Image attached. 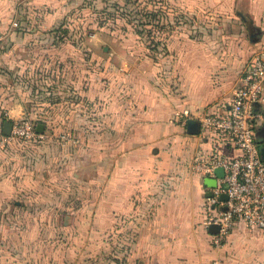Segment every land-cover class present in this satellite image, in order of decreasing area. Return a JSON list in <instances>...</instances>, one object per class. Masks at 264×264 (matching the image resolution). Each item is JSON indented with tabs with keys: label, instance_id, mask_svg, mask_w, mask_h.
<instances>
[{
	"label": "crops",
	"instance_id": "0c3cea01",
	"mask_svg": "<svg viewBox=\"0 0 264 264\" xmlns=\"http://www.w3.org/2000/svg\"><path fill=\"white\" fill-rule=\"evenodd\" d=\"M78 1L80 6L100 2L0 0L1 126L4 115L17 118L30 104H40L25 103L18 96L9 99L10 82L15 81L19 90V81L24 84L33 78L30 69L39 59V65L56 70L55 64L67 66L72 52L89 48L68 41L47 44L37 35L30 42L16 39L4 45L8 37L17 36L15 17L41 13V24L22 31H50L51 24ZM165 4H171L183 22L173 25L164 38L157 66L151 63L140 74L132 72L130 63L119 60L133 52L119 50L115 44L120 47V42L113 41L100 51L90 48L94 70L79 65L77 73L64 80L53 73L51 87L44 91L48 105L55 102L52 97L60 96L71 106L72 101L94 104L101 113V128L111 129L110 150L102 148L96 155L95 185L75 187L91 194L89 201L73 205L65 198L72 187L71 173L89 183L82 161L78 171H71L72 157H65L64 165L52 173L50 141L38 146L47 155L24 165L18 154L12 157L1 145L8 138L0 139V264H86L104 248L110 230L118 247L123 246L115 264H210L241 236L243 223L234 228L224 247L212 245L211 233L203 225L205 201L223 170L218 167L214 175H202L191 164L198 157L238 154L228 138L201 132L199 118L225 111L249 59L264 44V0H165ZM10 44L14 57L5 50ZM36 47L50 50L44 58L27 54ZM59 79L66 82L64 87L58 86ZM29 89L34 96L36 88L30 83L17 92ZM255 108L263 111L255 129L261 155L264 102ZM53 175L63 183L62 195L51 185ZM26 194L35 199H17Z\"/></svg>",
	"mask_w": 264,
	"mask_h": 264
},
{
	"label": "rangeland",
	"instance_id": "374dc122",
	"mask_svg": "<svg viewBox=\"0 0 264 264\" xmlns=\"http://www.w3.org/2000/svg\"><path fill=\"white\" fill-rule=\"evenodd\" d=\"M80 5H82V3L78 1L63 17L51 24L50 31H35L33 33H27L25 30L22 31V29H26V27H29L31 24H41L43 19L41 13L36 12L15 17L14 21L17 22V26H15V28H17V36L13 35L4 40V45H8L11 41L16 39L18 41L30 42L34 37L33 35H37L35 38H39L47 44L50 42L49 40L54 43L68 41L71 42L72 45L84 44L89 47L87 49H78V53L72 52V58L68 60L67 66L65 67L64 64L60 66L55 64L56 70H51V65H39L38 63L41 61L39 59L34 68H32V70L30 69V72L33 73V78H30L29 81H24V84L19 81L18 84L19 90L21 86L23 87V85H28L29 83L30 87L35 85L36 91L39 93L37 94L36 91L33 92L35 93L34 96L30 95V89L26 90L24 94L17 92L19 90H15V81L10 82V86H12L13 89L9 90V99H16L18 96L19 99L23 97L25 103L40 102L39 105L30 104L28 106L30 108H27V111L21 114V116L28 118L36 125V128L38 124H41L43 126L42 131L46 136L41 142L31 143L15 138L8 139L9 142L6 144H1L9 149V153L12 152V157H16L18 154V157L21 158L25 163L24 165H26L27 162L35 160L34 157L47 155V152L43 154V152L39 151L38 146L46 140L50 141L51 145H48L51 152L49 157H51L52 173L54 169L64 165L65 157H72L71 161L73 160V162L71 164V171L74 169L77 170L79 166H81L80 161H82V165L85 167L87 175H89V183L87 180L84 182L77 180L76 178L79 177L75 178L72 173L68 176L72 181V187L71 190H69L70 194L66 195L65 198L71 200L73 205L81 204L91 199V194L88 192L83 194L79 192V189H75V187H84L88 184H92V186L95 185L94 170L96 166V155L102 148L104 150H110V139L112 134L110 128H101L102 126L99 121L101 113L94 104L85 105L84 101H72L74 104L71 106L69 102H64V96L58 98L52 97V99L55 100V102L53 101L55 104L51 101H48L51 102L49 105L46 104L45 98H47V95L44 91L48 90L46 87H51V76L54 73L56 77L64 80L66 77L74 76L79 70L77 68L79 65L88 70H94L95 61L90 58L91 49L93 48L100 51L103 45L112 46L114 43L113 41L120 42V47L115 44L119 50L126 52L130 50L133 54L137 52V56H132V54L129 55V58L127 55L122 54L119 60L124 64L130 63L129 66L132 72L134 71L140 74L139 72H144L151 63H153V66H157L156 64L159 62L161 54L163 53V49L161 48L162 43H159L155 48H150L153 44L147 39L146 33L139 35L134 31L132 25L137 23L138 18H130L132 20H129L130 22L128 23V16L120 17V13H129V11L132 10V14L135 15V10H140L141 8L157 12L160 10L165 14H169V18L166 20L169 22L176 16L175 12L172 11L171 4L166 5L165 0H130L128 3H125L123 0H100V2L98 1L96 4ZM137 17L140 16L137 15ZM175 18L178 22H183L181 17ZM147 19L149 18L147 17L143 20L146 21ZM163 21L165 22V19H163ZM188 22L189 21H187V23ZM144 27L147 29L151 28L154 31L156 40L158 37H164L168 34L166 31H155V27L152 26L151 23L145 24ZM166 29L168 30V27H166ZM10 46L11 44L5 50L9 56L14 57L15 53L13 52L15 49ZM49 50L46 47H36L34 53L32 49H29L27 50V54L44 58V56H47L46 54ZM138 52H140L141 56ZM55 53L57 54V52ZM78 56H81L82 59L77 60ZM41 67L44 68V70H42ZM123 70L125 71L126 69L123 67ZM157 71L159 73V68ZM37 73L45 74L46 77L41 78L40 76L39 78L35 76ZM63 74H66L65 77ZM57 84L59 87H64L66 82L60 81L59 79V83ZM41 91L43 92L40 93ZM21 116L14 118L7 114L4 115L3 121H8L12 124L13 121L19 119ZM9 135L3 133V126L0 124V139L8 138ZM20 152H22V154ZM12 160H14V158ZM56 179L57 176H51V185H54V188L59 190L58 194L62 195L63 190L61 187L63 183ZM42 196H44L43 198H48L45 195H41V197ZM20 198L35 199L31 194H26L23 197L19 195L17 197V199ZM64 210L69 211L72 209ZM75 210L77 209H74V211ZM236 228L238 227L236 226L235 229ZM235 229H233L230 234ZM241 233V236L239 235L232 239L229 247L225 248L223 251L221 250L220 256H217L218 262H221L220 264H264V230L247 229L244 227L243 230L241 229ZM104 240V248L88 257L86 264H115L117 250L121 249L123 246L118 247L117 242L112 239L111 230L108 234L106 233ZM226 243H228V240H226L225 244Z\"/></svg>",
	"mask_w": 264,
	"mask_h": 264
},
{
	"label": "built area",
	"instance_id": "2783aa9c",
	"mask_svg": "<svg viewBox=\"0 0 264 264\" xmlns=\"http://www.w3.org/2000/svg\"><path fill=\"white\" fill-rule=\"evenodd\" d=\"M263 102L264 44L249 59L225 111L206 113L199 118L201 132L222 135L238 149L233 157L214 154L205 159L194 158L191 164V168L202 175H214L218 167L223 170L205 201L204 227L218 226L217 232L210 234L215 248L226 242L239 223L250 229L264 230V158L258 151L255 132L263 117V111L255 107ZM45 136L43 131H37L34 123L21 116L12 122L8 139L34 143ZM221 195L226 199H221ZM210 264L219 262L215 259Z\"/></svg>",
	"mask_w": 264,
	"mask_h": 264
},
{
	"label": "trees",
	"instance_id": "16d2710c",
	"mask_svg": "<svg viewBox=\"0 0 264 264\" xmlns=\"http://www.w3.org/2000/svg\"><path fill=\"white\" fill-rule=\"evenodd\" d=\"M125 3L130 2V0H123ZM137 1V0H135ZM135 15L132 14V10L129 11V13H120V17H124V16H128L127 21L128 23L132 20L130 18H138V21L136 24L132 25L134 28V31L136 34L142 35L143 33H146V37L147 39L153 44L151 45L150 48H155L157 47V45L159 43H163L164 38L166 37V35L164 37H158V39L156 40V35L154 33V31L151 28H145L144 25L145 24H149L151 23L152 26L155 27V31L157 32H164L166 31L167 33H169V31L172 29L173 25L177 24L178 21L175 17H173L172 21H166L168 19L167 15L165 13H163L162 11L158 10L157 11H149L147 9H136L135 10ZM126 14V15H125ZM133 15V17H132ZM140 16V17H137ZM149 18L146 21H144V18ZM163 19H165V22L163 21ZM130 20V21H129ZM166 27H168V30L166 29ZM65 31V30H64Z\"/></svg>",
	"mask_w": 264,
	"mask_h": 264
},
{
	"label": "water",
	"instance_id": "95a60500",
	"mask_svg": "<svg viewBox=\"0 0 264 264\" xmlns=\"http://www.w3.org/2000/svg\"><path fill=\"white\" fill-rule=\"evenodd\" d=\"M188 122L191 123V121H188ZM11 125H12L11 122H8V121H5L4 122V124H3V133L5 135H9L10 129H11ZM42 127L43 126L41 124H38L37 125V131L42 132ZM191 127H193V126H191ZM190 130H192V128H190ZM192 131H195V130H192ZM260 152H261V157L264 158V143L262 144V147H261ZM223 199H226V196L225 195H224V198ZM207 230H208L209 233H215L218 230V226L215 225V224L214 225H210L207 228Z\"/></svg>",
	"mask_w": 264,
	"mask_h": 264
}]
</instances>
